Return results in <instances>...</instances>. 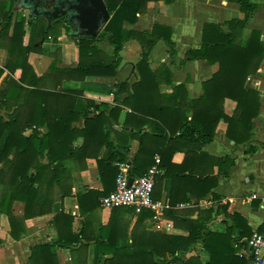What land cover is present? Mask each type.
Listing matches in <instances>:
<instances>
[{"label": "crops", "instance_id": "0c3cea01", "mask_svg": "<svg viewBox=\"0 0 264 264\" xmlns=\"http://www.w3.org/2000/svg\"><path fill=\"white\" fill-rule=\"evenodd\" d=\"M254 1L257 10L244 27L242 36H247L250 31L256 30L260 32L261 40L264 41V0ZM4 2L5 0H0V21ZM21 12L25 17H30L26 11ZM240 16V7L232 0H172L171 2L158 0L148 2L133 25L125 24V29L129 31H150L155 25H160L170 28L172 32L171 38L175 44L173 54L170 56L169 48L163 40L155 44L150 54L151 70L166 67L172 77L156 78L158 92L147 93L153 102L149 111L143 110L148 116L132 109L138 107L136 101L129 100V105H123V101H127L133 93L134 85L140 81L137 64L141 61L142 50L136 40L131 39L124 44L120 51L121 60L115 76L99 74L83 79L72 71L78 68L79 63H111L113 46L107 37L94 41L93 51L80 56L78 46L65 32L64 23H60L47 38H42L37 43V49L27 54L26 63L30 65L38 80L34 86L28 84L23 86L41 92L39 99L27 93L14 96L15 98L9 102V108L1 111L5 119H8L23 101H29V104L25 102L20 106L25 113L37 102L45 108V114L51 116L84 110L91 118L100 114L99 106L107 107L106 116H109L116 105H119L121 110L117 122L111 120L105 128L108 144L102 145L97 150L94 141H91L87 151L89 154L84 157L82 155L71 157L67 161V169L60 173V183L53 187L49 201L46 199L47 204L43 208L38 207L39 204L35 208L31 204L26 206L23 201L27 197L24 194L20 197L18 192L14 191L16 189L9 193L7 199L6 186L0 184V264H95L96 260L111 258L107 251L98 253L96 246L98 238L99 241L111 239L114 233L111 229L114 228L119 230V232L115 231L119 236L116 240L118 247H130L134 231L141 234L147 232L186 235L187 232L178 228L173 219L167 216L168 210L182 213L188 219H197L200 215H205V211H210L211 219L206 223L207 230L225 237L227 229L233 225L232 219L225 212L219 211L220 207L225 205L227 214L235 213L246 221L251 234L264 232L263 62L259 68L261 71L258 69L247 78L248 84L260 93V110L253 120L251 139L236 145L227 138V124L220 120L213 140L202 146L201 152L188 161L189 167L196 173L212 172V176L216 177L217 186L207 198L200 200L196 196H191L188 192V180L185 178H179L180 176L174 180L170 177L164 178L165 168H161V173L156 176L153 190V199L165 206L164 215L159 221H154L151 213L149 217L139 221L140 215L128 209L120 210L117 219H112V209L95 204V196L89 193L102 192L105 188L101 181L98 161L102 162L106 156L116 157L113 163L116 166L119 163H129L130 174L133 177L145 174L151 166L149 163L152 161L154 163V157L159 156L157 152L164 143H167L160 134L162 122L157 117L168 123L173 121H170L169 112L157 111L156 106L162 95H170L175 86L184 85L186 93L182 97L185 96L186 100L199 99L203 94L202 83L211 79L218 70V64L210 65L205 60L184 61L185 54L190 49L200 47L204 23L221 24ZM28 30L26 26L22 37L24 45L28 42ZM6 61L7 51L0 47V67H5ZM20 73L21 71L17 70L14 78L18 79ZM6 74L7 72L0 79V83ZM119 85L122 88L121 92L118 91ZM162 101L166 103L169 99L164 97ZM169 104L171 105V101ZM235 108L236 102L225 99L224 111L227 115L231 116ZM182 112L187 119L191 118L192 110L183 109ZM83 126L82 117L73 121L71 125L78 130ZM34 128V126L26 128L24 134H30ZM38 129L42 133L47 132L46 124ZM82 142L83 140L79 138L75 145L80 146ZM206 155L233 158L235 164L230 169L229 175L226 177L218 174V168L212 167L211 160ZM184 157L182 149L175 150L171 154V163L180 165ZM119 158L123 161L119 162ZM212 194L217 198H213ZM252 195H256V198H252ZM184 196L187 199L185 202L182 200ZM41 200L42 197L38 198L37 203ZM212 201L214 205L208 204ZM171 202L176 205L170 207ZM66 216L71 217L72 220ZM238 235V230H234L228 242L220 241L221 243L211 245L212 251L200 241L191 245L187 251L176 253V256L182 261L195 259L192 264H229L233 257L239 256L238 252L246 240L245 238L238 240ZM73 237L79 239L77 242H72V246H60L66 243L65 239ZM240 241L244 242L243 245L235 246ZM42 245H50V249L32 255L33 249ZM110 249V247L104 248V250ZM165 259L169 261L171 257L168 255Z\"/></svg>", "mask_w": 264, "mask_h": 264}, {"label": "trees", "instance_id": "16d2710c", "mask_svg": "<svg viewBox=\"0 0 264 264\" xmlns=\"http://www.w3.org/2000/svg\"><path fill=\"white\" fill-rule=\"evenodd\" d=\"M152 1L158 0H104L110 19L98 36L95 38L69 36L70 40L78 46L80 56L93 51V42L103 40L105 37L113 46L111 63H79L78 68L72 71L79 75L80 79L99 74L115 76L121 60L120 51L124 44L131 39L140 44L141 61L137 64L140 81L134 85L133 93L127 101H123V105H129V100L136 101L139 104L138 107L130 106L135 112L143 113L145 116L148 114L143 110L149 111L153 102L147 93L158 92L156 78L158 76H165L168 79L172 77L166 67L151 70L150 54L159 40L166 43L170 56L173 54L175 44L171 38V29L168 27L155 25L150 31L136 32L126 30L124 26L125 24L133 25L137 21L138 14L142 13L147 3ZM171 1L166 0V2ZM232 1L239 5L241 16L221 24L204 23L200 47L190 49L185 54L184 61L205 60L210 65L218 64L217 72L211 79L202 83V96L199 99L186 100L185 96L182 97L186 93L184 85H177L172 94H163L156 106L160 113L169 112L170 121L173 120L168 123L156 116L162 122L160 134L167 142L157 152L161 160L160 168L166 169L163 177H170L173 180L179 176V178H185L188 180V192L200 200L205 199L217 186V179L212 176V172L196 173L189 167V159L194 158L198 152H201L202 146L213 140L220 120L227 124V138L234 141L236 145L249 141L252 137L253 120L260 110V93L248 84L247 78L258 71L264 60V41L261 40L260 32L256 30L250 31L247 36H242L244 27L257 10V4L254 0ZM13 8V1L5 0L0 21V47L7 51L5 67H0V79L7 72L0 83V184L6 186L7 199L10 196L9 193L16 189L14 191H17L20 197L22 194L27 197L23 201L26 206L31 204L35 208L39 204L38 207L43 208L49 201L53 187L60 183V173L67 169V161L71 157L81 155L84 157L89 154L87 151L91 141H94L97 150L102 145L108 144L105 128L111 120L117 122L121 107L114 106L109 116L105 115L106 106H99L100 114L91 118L84 110L68 111L65 114L51 116L46 115L45 108L37 102L25 113L20 106L25 102L29 104V101H23L17 110L5 119L1 111L9 108V102L15 98L14 96L27 93L39 99L41 92L23 86V84L34 86L38 80L30 65L26 63L27 54L36 50L37 43L42 38H47L56 25L63 24L62 20H59L46 31L47 23L43 18L31 16L25 19L21 11H13ZM26 26L29 28V38L24 45L22 37ZM63 28L66 33L71 31V28L65 24ZM17 70L21 73L19 78L15 79L14 74ZM118 88L121 92V85ZM164 97L171 101V105L168 101L166 103L162 101ZM225 99L236 102L235 111L231 116L224 111ZM183 109L192 110L190 119L183 115ZM80 117L84 119L83 128L80 130L72 128V122ZM43 124L47 126L46 133L38 129ZM32 126L35 128L30 134L25 135L26 128ZM97 133L98 138H96ZM79 138L83 140L80 146L75 145ZM180 149L185 155L182 164H172L171 154ZM206 156L211 160L212 167L218 168V174L226 177L235 164L230 156ZM115 160L116 157L106 156L102 162L98 161L101 181L105 188L102 192H89L95 196L97 205L100 204L102 196L114 189L118 172V167L113 165ZM121 161L123 159L119 158V162ZM152 164L153 161L149 163V166ZM132 170H134L133 166ZM184 173L185 175H182ZM212 195L213 198H217L215 194ZM40 197L42 200L37 203ZM13 199L14 197L11 198ZM182 200L187 201L185 196ZM3 202L5 203V198ZM175 205L173 202L170 203V207ZM123 209L125 208L112 209V219H117L118 212ZM226 209V206L222 205L219 211L225 212L232 219L233 225L227 229L225 237L207 230L206 223L211 219L210 211H205V215H200L197 219H188L182 213L168 210L167 216L173 219L178 228L185 230L186 235L147 232L141 234L134 231L130 247H118L116 240L119 236L115 231L119 232V230L111 229L114 232L112 238L107 241H99L100 238H98L96 246L98 253L107 251L111 258L103 261L96 260L95 264H192L195 259L182 261L176 253L187 251L191 245L200 241L212 251L211 245L221 243L220 241L228 242L234 230L239 232L238 240L250 237L251 230L246 221L235 213L227 214ZM139 215L138 220L143 221L150 216V213ZM66 218L72 220L71 217L66 216ZM78 239V237L65 239L66 243L60 246H72V242H77ZM109 247L110 250H104ZM47 249H50V245L36 246L32 255ZM168 255L171 259L166 261L165 256ZM246 262V258L235 256L229 264H246Z\"/></svg>", "mask_w": 264, "mask_h": 264}, {"label": "built area", "instance_id": "2783aa9c", "mask_svg": "<svg viewBox=\"0 0 264 264\" xmlns=\"http://www.w3.org/2000/svg\"><path fill=\"white\" fill-rule=\"evenodd\" d=\"M264 63V60H263ZM259 71H261L259 69ZM160 157H154V163L141 176H131L129 163L117 164L118 173L115 180V189L100 198V206L106 209L125 208L132 210L136 215L151 213L154 221H159L164 215L165 206L153 199L155 178L161 173ZM132 178L129 184V179ZM256 198V195H252ZM208 204L214 205V202ZM168 227L170 225L168 224ZM243 245L240 241L236 243ZM240 257L246 258L247 264H264V232H253L245 240Z\"/></svg>", "mask_w": 264, "mask_h": 264}, {"label": "water", "instance_id": "95a60500", "mask_svg": "<svg viewBox=\"0 0 264 264\" xmlns=\"http://www.w3.org/2000/svg\"><path fill=\"white\" fill-rule=\"evenodd\" d=\"M13 11H28L29 16L43 18L49 30L62 22L71 28L70 36L97 37L110 19L104 0H12ZM132 178L129 179V184Z\"/></svg>", "mask_w": 264, "mask_h": 264}, {"label": "rangeland", "instance_id": "374dc122", "mask_svg": "<svg viewBox=\"0 0 264 264\" xmlns=\"http://www.w3.org/2000/svg\"><path fill=\"white\" fill-rule=\"evenodd\" d=\"M48 1H52V0H48ZM13 3H14V5H16L15 2H13ZM26 13H29V12L26 11ZM25 19H28V17H25ZM55 25H56V24H55ZM57 27H58V26H55V27H54V30L57 29ZM28 31H29V30H28ZM206 198H207V197H206Z\"/></svg>", "mask_w": 264, "mask_h": 264}]
</instances>
